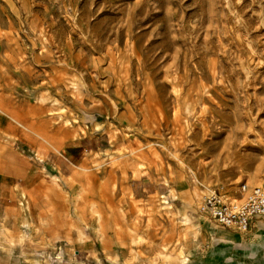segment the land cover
Here are the masks:
<instances>
[{
	"label": "rangeland",
	"instance_id": "1",
	"mask_svg": "<svg viewBox=\"0 0 264 264\" xmlns=\"http://www.w3.org/2000/svg\"><path fill=\"white\" fill-rule=\"evenodd\" d=\"M2 144L42 182L21 237L60 199L80 223L25 264H264V222L197 211L264 188V0H0Z\"/></svg>",
	"mask_w": 264,
	"mask_h": 264
},
{
	"label": "crops",
	"instance_id": "2",
	"mask_svg": "<svg viewBox=\"0 0 264 264\" xmlns=\"http://www.w3.org/2000/svg\"><path fill=\"white\" fill-rule=\"evenodd\" d=\"M6 149H7L6 147L4 148L0 147V241L2 239L5 240L17 239L20 245L19 246L20 249L19 252L17 251H11L10 253L0 252V264H25L26 262H31L32 259L26 258L24 253H22V251L24 249L23 247L24 243L32 239L36 240L40 246L48 250L53 249V247L58 242L60 244H63L62 245L63 250L61 253V256H63L64 251H67L70 242L73 241V235L71 231L68 233V238L70 242L62 243L57 238V235H61L63 234V232L67 231L66 228L63 227L64 226L63 221H69L72 227H74L73 228L75 229L74 231H77V233L79 232L78 226H80V223L77 222V219H75V216L73 215L70 216L68 219L66 218V211L62 206V199H60L58 200L60 202L59 206H54V207L52 206L49 209H46V207L39 208L36 206L32 208V212L35 217L34 220L35 230L30 235L21 237L20 234L22 231V227L18 224L21 216V208L19 205L20 196L22 192L30 193L32 196H34L32 193H34L39 188L42 182H37L36 180L28 179V182H26L25 185L20 186V183L22 181L18 179L15 184L14 179L18 173L25 172L27 173V176H30V174L28 170L25 168L24 163H22L19 159H16L18 161V165L14 164L16 157L13 154L6 151ZM52 188L56 190L57 186L54 185ZM23 197L26 198L25 196ZM27 204L28 203H26V209L27 211H30V206L27 207ZM259 221L264 222V216L252 220L250 223L249 231L255 230L256 223ZM225 230L228 232L238 233L236 231H232L228 229ZM228 234L239 235V236L242 235V233H238V234L228 233ZM82 241L79 240L78 242L81 243ZM83 243H87V242L83 241L82 244ZM40 261H41L40 263L44 264V261L42 260Z\"/></svg>",
	"mask_w": 264,
	"mask_h": 264
},
{
	"label": "built area",
	"instance_id": "3",
	"mask_svg": "<svg viewBox=\"0 0 264 264\" xmlns=\"http://www.w3.org/2000/svg\"><path fill=\"white\" fill-rule=\"evenodd\" d=\"M197 211L218 226L246 233L252 220L264 216V188L242 184L236 198L213 190L198 202Z\"/></svg>",
	"mask_w": 264,
	"mask_h": 264
},
{
	"label": "bare ground",
	"instance_id": "4",
	"mask_svg": "<svg viewBox=\"0 0 264 264\" xmlns=\"http://www.w3.org/2000/svg\"><path fill=\"white\" fill-rule=\"evenodd\" d=\"M249 232V231H248ZM247 233V232H246ZM243 234V233H242Z\"/></svg>",
	"mask_w": 264,
	"mask_h": 264
}]
</instances>
